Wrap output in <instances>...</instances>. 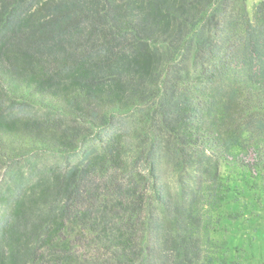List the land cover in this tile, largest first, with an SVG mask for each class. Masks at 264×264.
Masks as SVG:
<instances>
[{"label": "trees", "instance_id": "obj_1", "mask_svg": "<svg viewBox=\"0 0 264 264\" xmlns=\"http://www.w3.org/2000/svg\"><path fill=\"white\" fill-rule=\"evenodd\" d=\"M246 1L0 0V173L25 178L0 264H235L220 217L264 196Z\"/></svg>", "mask_w": 264, "mask_h": 264}, {"label": "rangeland", "instance_id": "obj_2", "mask_svg": "<svg viewBox=\"0 0 264 264\" xmlns=\"http://www.w3.org/2000/svg\"><path fill=\"white\" fill-rule=\"evenodd\" d=\"M260 1L262 0L246 1L250 18L252 17L254 6ZM41 162L40 165L44 166L45 164L50 165L55 161L49 159L46 160V163L44 160H41ZM11 171L4 175L14 177L20 184L24 185L25 178L23 179L20 174H17V169ZM4 175L3 172L0 173V188L6 191L8 188L7 183L6 181L2 182L5 178ZM262 197L263 200L260 204H255L252 208L249 206L247 210L242 211L239 210L242 202L238 200V205L232 206L235 210H231L232 212L225 213L220 217L221 223L218 237L232 246L233 261L235 264H264V196ZM243 202L245 203V201ZM232 213L240 214L236 216Z\"/></svg>", "mask_w": 264, "mask_h": 264}]
</instances>
